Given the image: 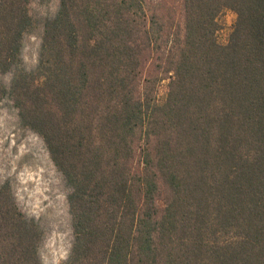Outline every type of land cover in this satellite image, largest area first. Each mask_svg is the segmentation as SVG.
Wrapping results in <instances>:
<instances>
[{"label": "trees", "instance_id": "1", "mask_svg": "<svg viewBox=\"0 0 264 264\" xmlns=\"http://www.w3.org/2000/svg\"><path fill=\"white\" fill-rule=\"evenodd\" d=\"M56 1L0 0V74L68 188L61 264H264V0ZM47 233L4 182L0 264Z\"/></svg>", "mask_w": 264, "mask_h": 264}, {"label": "rangeland", "instance_id": "2", "mask_svg": "<svg viewBox=\"0 0 264 264\" xmlns=\"http://www.w3.org/2000/svg\"><path fill=\"white\" fill-rule=\"evenodd\" d=\"M56 0H36L33 9L40 16L52 14ZM235 15L225 11L219 22L218 41L224 44ZM40 31L26 37L22 50L26 70L37 64ZM10 75L0 74V186L8 182L19 208L40 219L48 233L40 249L42 264H61L68 256L72 234L68 213V188L53 165L43 141L23 126L12 103L4 97L3 87ZM165 88L161 89L164 94Z\"/></svg>", "mask_w": 264, "mask_h": 264}]
</instances>
